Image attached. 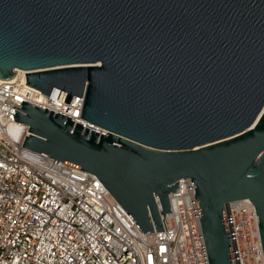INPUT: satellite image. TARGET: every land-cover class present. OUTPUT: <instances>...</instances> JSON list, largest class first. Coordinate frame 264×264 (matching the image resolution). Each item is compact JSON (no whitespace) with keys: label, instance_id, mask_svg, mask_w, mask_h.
Masks as SVG:
<instances>
[{"label":"water","instance_id":"water-1","mask_svg":"<svg viewBox=\"0 0 264 264\" xmlns=\"http://www.w3.org/2000/svg\"><path fill=\"white\" fill-rule=\"evenodd\" d=\"M16 70L105 131L22 101L23 147L96 175L143 233L190 180L209 264H233L225 205L250 199L264 254V0H0Z\"/></svg>","mask_w":264,"mask_h":264},{"label":"built area","instance_id":"built-area-1","mask_svg":"<svg viewBox=\"0 0 264 264\" xmlns=\"http://www.w3.org/2000/svg\"><path fill=\"white\" fill-rule=\"evenodd\" d=\"M22 76L0 80V264H209L190 180L169 195L163 231L143 233L96 175L23 147L29 127L13 116L24 102L105 131L81 118L84 97L68 104L29 91ZM224 213L233 264H264L251 200Z\"/></svg>","mask_w":264,"mask_h":264},{"label":"bare ground","instance_id":"bare-ground-1","mask_svg":"<svg viewBox=\"0 0 264 264\" xmlns=\"http://www.w3.org/2000/svg\"><path fill=\"white\" fill-rule=\"evenodd\" d=\"M17 72H20V74H26V72L22 71V70H16V73ZM16 130L17 128L16 127H13L10 131H11V134L15 135L16 134Z\"/></svg>","mask_w":264,"mask_h":264}]
</instances>
